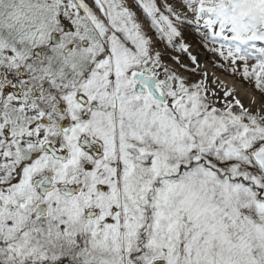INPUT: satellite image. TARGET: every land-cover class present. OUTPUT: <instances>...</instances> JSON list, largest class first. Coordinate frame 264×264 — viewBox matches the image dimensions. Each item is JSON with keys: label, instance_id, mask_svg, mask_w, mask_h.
Wrapping results in <instances>:
<instances>
[{"label": "snow or ice", "instance_id": "snow-or-ice-1", "mask_svg": "<svg viewBox=\"0 0 264 264\" xmlns=\"http://www.w3.org/2000/svg\"><path fill=\"white\" fill-rule=\"evenodd\" d=\"M134 4L0 0V264H264V0Z\"/></svg>", "mask_w": 264, "mask_h": 264}, {"label": "rangeland", "instance_id": "rangeland-1", "mask_svg": "<svg viewBox=\"0 0 264 264\" xmlns=\"http://www.w3.org/2000/svg\"><path fill=\"white\" fill-rule=\"evenodd\" d=\"M130 6L133 7V10L137 13V16L139 17L140 22L144 25V29L146 32H148V34L150 36H152L153 41H154V45H155V50L157 51H161L162 53L165 51L163 44L159 41L158 36L154 35V30H152L150 28V22L148 21V19L144 16V14L142 13V11L135 6L134 4V0H128ZM189 42L192 44V52L193 54H196L201 62V66L202 67H207V69L209 70L210 73H215V74H219L222 75L228 79L233 80L232 77L226 76L225 74H222L218 71H216V69H214L210 63V59L211 57V53H208L206 50H204L203 48H201L199 46L198 41L194 38V37H189ZM184 63H188L187 58L183 59ZM166 63H168L170 66H174L172 65L171 61H166ZM236 83H238L240 85L241 82L236 81ZM249 95H255L257 100L259 101L260 97L258 93H254L250 88L247 89Z\"/></svg>", "mask_w": 264, "mask_h": 264}, {"label": "bare ground", "instance_id": "bare-ground-1", "mask_svg": "<svg viewBox=\"0 0 264 264\" xmlns=\"http://www.w3.org/2000/svg\"><path fill=\"white\" fill-rule=\"evenodd\" d=\"M216 75L221 76L222 79H226L229 84L233 83V80H231V79H228V78H226V77H224L222 75H219V74H216ZM236 84H237V86H240L238 83H236ZM245 103L247 104V100H245Z\"/></svg>", "mask_w": 264, "mask_h": 264}]
</instances>
